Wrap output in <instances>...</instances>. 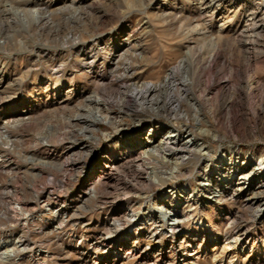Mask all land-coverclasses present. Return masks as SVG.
I'll return each instance as SVG.
<instances>
[{
	"label": "rangeland",
	"instance_id": "obj_1",
	"mask_svg": "<svg viewBox=\"0 0 264 264\" xmlns=\"http://www.w3.org/2000/svg\"><path fill=\"white\" fill-rule=\"evenodd\" d=\"M0 72V211L3 198L29 208L34 191H52L55 206L69 212L55 235L48 234L52 215L28 225L0 217V238L23 231L33 244L28 255L42 252L47 264H95L117 253L115 264H264V205L254 199L260 191L264 198V167L251 173L264 163V0H0ZM172 72L173 86L157 96L173 93L187 117L162 103L156 111L130 102L135 88L163 84ZM94 114L111 121L94 132L98 142L78 120ZM157 125L191 130L211 150L175 177L170 166L148 161L162 174L159 186L148 182L152 170L139 175L136 161L121 158L119 146ZM82 142L93 151L73 154ZM235 149L238 175L251 174L210 202L229 174L214 164ZM112 161L114 171L103 173ZM181 188L198 193L196 204L179 199L187 205L183 235L195 239L173 249L171 239L151 241L164 228L147 220ZM115 221L122 226L113 232Z\"/></svg>",
	"mask_w": 264,
	"mask_h": 264
},
{
	"label": "bare ground",
	"instance_id": "obj_2",
	"mask_svg": "<svg viewBox=\"0 0 264 264\" xmlns=\"http://www.w3.org/2000/svg\"><path fill=\"white\" fill-rule=\"evenodd\" d=\"M31 16L33 19H35V21L40 18L39 12H36V11L32 12ZM174 74L175 73L172 72L170 74L171 76L168 77L163 84L146 83V84H143L138 89L135 88L131 96L130 102L134 105L139 104L141 106H150L153 110H156V111L158 110L159 105L162 103L163 107H166V108L168 106L169 108L173 106L171 109L172 113L174 112L183 117H187V114L180 113V102L177 100V98L175 97L173 93L166 96L165 99L159 98L157 96V93L159 92V90H161V88L173 86L174 78H175ZM0 75H1V72H0ZM188 80L189 79L186 76L185 82H188ZM184 91H185L184 92L185 96H188L190 93L189 89L185 88ZM95 102H97V104H100L99 99H97ZM199 106H200L199 103L197 102L193 103V107H195L197 111H199L198 110ZM78 120L82 121V123L86 126L85 127L86 130L90 132L88 137L93 142H98L100 140V138L94 134L95 131L99 130V124L101 122L111 123V121L108 118L102 117L99 114H94L93 116H88V117L80 116ZM184 129L186 130L185 127ZM118 131L120 134L123 133L121 129H118ZM77 145L78 146L75 147V151L73 152V154H76L79 151L85 152L86 154L90 150L93 151L94 149L90 145L84 144V142H82L81 144H77ZM119 146H121L122 153H124L121 158H126V159H131V160L133 159L134 161H136L137 163L136 169H137L138 174L146 173V172L148 173L149 169L150 171L152 170V172L147 175L148 182H150V184H155L158 186L162 182H164V180L163 181L159 180L162 174L159 177V175L153 170V168L148 167L147 166L148 161L150 162V160L154 159L158 162V164L159 162H161L162 164L170 166L173 170V171L171 170L173 173L171 174V176L174 175L175 173V175L173 176L175 177L176 174L178 175V173L181 172L180 171L181 168L186 166L192 159L197 158V157L202 158L205 156H209L211 153V150L207 148V146H205L203 142H200V140L196 138V135L191 130H186L185 134H182V131L180 129L166 130V127L163 125L152 126L150 127V129H148V131H143L142 133L136 134L135 136H132V137H129V136L123 137L120 140ZM237 151H238L237 149L232 150L230 156H227L226 154H221L218 160L215 162L214 164L215 170L229 171V174L227 176L222 177L221 180L218 179L217 180L218 185H216L211 190L209 189L211 193L207 199L210 202H215V203L220 202V199L225 194L224 193L225 190L224 188H222L223 185L226 186L229 184H233V185L237 184L239 186L241 184L246 183V180L249 174L251 173L261 174L263 172L262 169L264 167V163L261 162L260 164H258L252 169L251 173L243 172L241 176H239L238 173L240 172V170H242V167H241L242 163L240 162V160L233 159V156L235 157V155H239L238 154L239 152ZM69 152H72V149ZM1 165L2 163L0 161V167H2ZM102 168H104L102 169V172L103 171H107L109 173L113 172L115 169V162L114 161L107 162L104 166H102ZM156 176H158L159 179L155 178ZM207 178L208 177H205L200 182L203 184V186H205V188L206 187L209 188L212 186L210 177L208 179ZM55 181L57 182V179L54 178L53 182ZM263 187H264V181L259 185V188H263ZM244 188L245 187H242V188L240 187L238 190L240 191ZM34 192H35L34 193L35 197L33 196L34 198H32L34 202L33 204H31L29 208L26 205L27 203L22 204V205L21 204L12 205L10 202H6L5 199L3 198L2 200L3 209L0 211L1 219L3 218L6 220H10V219H17V218L20 219V217H22L24 221L23 225H28L30 222H34L35 218H39L41 220L45 215H52L53 219L49 220V223H48L49 225L48 228H51L48 234L55 235L61 231H64V228L66 227L69 221V214H68L69 212L67 208H65V206L63 205H59L57 207L55 206V204H57L56 201L58 199L54 198V194L52 191H45V192L42 191L40 193L36 191ZM262 193L263 192L261 191L256 193L255 198H254L255 201L259 203L258 205L259 208H261L262 205H264V198H262L263 196H261ZM197 194H198L197 191L195 190L190 191L187 188H181V189H176V190L173 189V191L170 194H168L173 199L171 203L169 204V206L167 205V207L162 206V207L153 208L147 221H149V223L153 224L154 226L158 225L159 227H161V229L162 228L164 229L162 231L155 230L150 237L151 241L159 239L160 237L171 239L172 240L171 246L173 249H176L179 246L182 247L184 244H186V247L193 245L194 243L193 240L195 238L192 237L191 235H187V234L183 235L182 224L186 218V215L188 214L186 212L187 205L184 204L183 202L181 203L179 199L181 197H185L187 198L188 202L190 203L194 202L196 204L195 200L199 198ZM5 196H6V193H5ZM204 206L205 205H201L200 207L204 208ZM256 212L258 215L260 213V210ZM135 214L136 213H131L130 219H132L133 217H136ZM35 216H38V217H35ZM71 219H72V216H71ZM44 226L39 227L38 231H40L41 234L45 235V232L48 230V228L47 226L46 227ZM121 226L122 224L119 221H115L114 226H113V229H114L113 232L118 230ZM135 236H137V234H135ZM27 239L24 236L23 231L21 234H14V235L7 236L5 238H0V264H10L13 262H18L19 264H21L24 261H26L28 264H47L46 261L43 260L45 256L42 254V252H37L30 256L28 255L29 252L33 249L32 248L33 244ZM84 242H86V240H83L82 243H80V246H79L80 249H82V245ZM32 252L33 251H31V253ZM82 254L84 258L90 257V253L86 252L85 250L82 251ZM120 254L121 255L117 253L112 258L107 259L109 261L107 260L105 261L102 258L98 262L96 261L95 264H101L103 261L108 262V264L110 263L115 264L117 261L121 260L122 253Z\"/></svg>",
	"mask_w": 264,
	"mask_h": 264
}]
</instances>
